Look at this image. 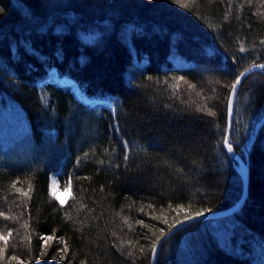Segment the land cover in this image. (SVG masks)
<instances>
[{
	"label": "trees",
	"instance_id": "16d2710c",
	"mask_svg": "<svg viewBox=\"0 0 264 264\" xmlns=\"http://www.w3.org/2000/svg\"><path fill=\"white\" fill-rule=\"evenodd\" d=\"M0 10V130L15 119L25 140L0 139V264H150L177 221L240 199L228 104L264 63V0ZM230 142L248 154L244 203L174 234L157 264H264V69L239 85Z\"/></svg>",
	"mask_w": 264,
	"mask_h": 264
},
{
	"label": "water",
	"instance_id": "95a60500",
	"mask_svg": "<svg viewBox=\"0 0 264 264\" xmlns=\"http://www.w3.org/2000/svg\"><path fill=\"white\" fill-rule=\"evenodd\" d=\"M257 65L264 66V63L263 64H254V65L247 67L245 70H243L242 73H244V75L240 77V82L237 85L235 91H233L232 89L230 91L228 113H227V128H226V136H225V140L227 139L229 142H230V133H231L232 125H233V121H234L235 107H236V100H237L239 85L244 78L248 77L252 73L262 71L264 69V67H257ZM225 148L227 150L229 157H231L233 161H236L241 167L239 172H240L242 182H243V190H242V194H241L240 199L234 205L230 206L229 208L219 210V211H214V212L200 213V214L191 216V219L181 220L182 223L174 224L154 244L153 249L155 248V251L152 250L150 264H157L158 253L160 251L162 244L167 239L172 237L174 234H176L180 230H182L183 228L187 227L188 225H190L194 222L228 216V215L234 213L236 210H238L242 206V204L244 203L246 196H247V190H248V154H247L246 150H244V158H241L239 155H237L234 152L233 148H232V151L230 152L228 150V146L226 143H225ZM25 264H45V263H25Z\"/></svg>",
	"mask_w": 264,
	"mask_h": 264
},
{
	"label": "rangeland",
	"instance_id": "374dc122",
	"mask_svg": "<svg viewBox=\"0 0 264 264\" xmlns=\"http://www.w3.org/2000/svg\"><path fill=\"white\" fill-rule=\"evenodd\" d=\"M80 97L84 99L86 102H91L94 103L95 101H91L90 99L86 98L84 95L80 94ZM21 125L19 124L18 121L15 119H11L8 121L4 127L0 130V139L2 141H7L13 143L15 146H23L24 145V138H23V133L21 130ZM240 168V165L238 166ZM51 194L53 191L56 193V196L59 197V199H56L53 194L52 196L58 200L61 203H64L68 197H69V190L65 191L64 188H62L58 182L57 176L55 174H52L51 176Z\"/></svg>",
	"mask_w": 264,
	"mask_h": 264
},
{
	"label": "snow or ice",
	"instance_id": "6c2138e0",
	"mask_svg": "<svg viewBox=\"0 0 264 264\" xmlns=\"http://www.w3.org/2000/svg\"><path fill=\"white\" fill-rule=\"evenodd\" d=\"M0 11H2V10H0ZM257 67H264V66L257 65ZM243 75H244V73H241L240 76L237 77L236 81L232 84L231 87H232V90H233V91H235L237 85H238L239 82H240V77L243 76ZM225 143H226L227 146H228V150L231 152V151H232V144H231L227 139L225 140ZM64 190L67 191L68 189L65 188ZM52 194H53V196H54L56 199H59V197L56 196V193H55L54 191H53ZM185 219H186V220H187V219H191V217H185ZM177 223H182V221H177ZM0 239H4V237H0ZM49 239H51V237H49ZM153 251H155V248L153 249ZM2 254H3V249H0V256H2ZM11 259H16V257H11Z\"/></svg>",
	"mask_w": 264,
	"mask_h": 264
}]
</instances>
